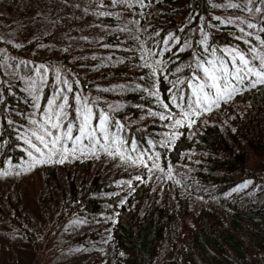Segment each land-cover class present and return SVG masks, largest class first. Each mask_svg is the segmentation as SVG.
<instances>
[{
  "label": "trees",
  "instance_id": "trees-1",
  "mask_svg": "<svg viewBox=\"0 0 264 264\" xmlns=\"http://www.w3.org/2000/svg\"><path fill=\"white\" fill-rule=\"evenodd\" d=\"M16 1L31 11L0 25V169H29L31 159L18 137L20 129L25 120L46 111L47 103L57 101L59 106L51 114L53 131L47 129L53 139L64 140L69 129L72 139H78L84 135L82 130L102 127L114 149L129 147L141 161L152 154V159L167 167L190 154V179L205 188L215 187L217 194L241 186L230 192L236 199L226 201L225 209L206 204L193 207L190 195L177 186L172 201L166 191L159 198L160 186L149 180L145 164L109 173L89 157L43 162L38 168L44 190L55 201L52 226L80 214L91 221L103 218L115 247L122 252L116 264L264 262V198L251 202L246 191L254 184H239L249 178L264 182V84L255 82L240 90L243 105L239 110L220 101L218 109L225 111L221 123L194 116L185 102L188 68H193L194 59L209 63L216 55L212 48L234 43L242 47V37L237 35L241 26L225 19L222 12L229 13L232 6L246 0H92L99 16L90 28L86 23L61 27L63 18L71 15L67 8L62 10L65 6L76 10L77 3L90 5L89 0H52L65 6L46 0ZM260 19L258 35L264 41V19ZM99 23L103 27L98 28ZM37 49L49 53L47 58L38 56ZM38 60L61 67L56 76L41 78V95L35 98L34 91L28 92L25 78H36L32 74L25 78L18 74L13 85L8 82L6 86L8 65H30ZM92 63L97 67L91 77L101 78L96 85L87 80L89 75L78 74V66ZM178 77H182L183 99ZM59 107H67L61 122ZM85 115L89 116L87 128ZM171 119L177 128L174 138L167 135L164 125ZM247 149L262 164L260 171L249 168ZM15 196L22 203L19 191ZM20 208L0 201V214L6 213L11 231L26 234L28 230L17 219ZM96 230L84 231L74 239L84 242ZM170 232L172 256L155 263Z\"/></svg>",
  "mask_w": 264,
  "mask_h": 264
},
{
  "label": "rangeland",
  "instance_id": "rangeland-1",
  "mask_svg": "<svg viewBox=\"0 0 264 264\" xmlns=\"http://www.w3.org/2000/svg\"><path fill=\"white\" fill-rule=\"evenodd\" d=\"M46 1L53 5L59 4L52 0ZM68 1L70 2L71 0ZM89 1L90 5L87 2L85 6L84 4L77 3L76 10L70 4L67 6L59 4L65 6L62 10L67 8V11L71 14L63 18L64 23L61 27L73 23H78V26L81 27L86 23L89 24L90 28L93 22L96 21L95 16H99L96 14L99 13L96 3L92 0ZM245 3L232 6L229 10L230 14L226 10L225 14L222 12V16L225 19L234 20L237 25L241 26V29L239 28L240 32H237V35L239 38L242 37V47H238V44L234 43L232 47L212 48L216 55L210 60V63H198L194 59L193 68H188L190 73L186 78V80L188 79V92L185 102L194 116L201 115L207 121L216 120L221 123L225 121V111L218 109L220 101L230 103L234 110L242 108L243 100L240 97V90L247 85L257 82V78L252 73L247 72L245 65L240 62L237 53L243 55L248 60V68H251L253 72L264 71V41L258 35L260 31V18L264 19V0H246ZM37 5L39 6L38 3ZM257 8L260 11H256ZM30 11L29 6L25 7V5L18 4L16 0H0V25L7 18L14 15L18 16L20 13H29ZM121 11L119 10V12ZM145 19H148V16H145ZM128 20L125 22L128 23ZM249 24L255 25V27L250 28L248 27ZM97 27H103L102 23H99ZM44 49L49 51L46 46ZM36 54L45 57L49 53L43 54L37 49ZM53 59L58 60L57 57H53ZM189 64L188 62L187 66ZM183 66L185 67V65ZM96 67L93 63L88 65V67L78 66V74L83 76L89 75L87 80L92 81L93 85H96L101 83V78L95 80L91 77V73ZM205 68L208 69V72L204 71ZM242 69L244 71H241ZM59 71H61V67L58 64L47 62V60L33 61L30 65L12 63L5 69L4 80L6 86H8V82L10 85H13L12 80L13 78H17L18 74H21L24 78L25 74L36 76L34 79L25 78V82L30 86L28 88L29 94L34 91L35 93L32 95L37 98L38 94L41 95L42 79H45L43 77L49 74L56 76V73ZM238 73L239 76L237 75ZM213 76L215 79L211 78ZM240 77H243V79ZM178 78L177 87L180 88V98L183 99L184 87L182 85V77ZM217 84L224 92L223 97L216 95L217 88L215 85ZM22 85L24 86V84ZM229 92H231L230 98L228 96ZM205 96L209 97V101H205ZM210 101H215V103H210ZM58 106L59 102L57 101L47 103L46 111L37 112L34 120H25L22 129H20L18 137L22 145L27 147L26 153L31 159L28 161L30 162L29 169L18 170V167L15 169H0V201L7 200L11 205L21 207V214L17 219L19 223L24 225V230H28L26 234L21 232L20 234H16L10 229L8 219L4 216L6 213L0 214V264H116L122 255V252L115 247L110 230L105 227L103 218L91 221L80 214L79 216L65 217L60 221L57 220V226H52V223L55 221V212L52 211L55 201L50 200V193L46 194L44 190L40 169L38 168L40 163L43 162L55 163L61 160L69 162L75 157L81 159L89 157L97 160L96 164L101 165V169L104 172L109 170V173L117 169L122 170V168L132 167L136 164H145L149 180L160 186L159 198L166 191L167 197L172 201L174 187L177 186L180 191H185L190 195L193 207L199 204H206L225 209L227 208L226 201H235L236 199L230 192L241 189V186H233L230 189L228 188L227 191L217 194L214 191L216 190L215 187L205 188L198 181H192L190 179L192 175L189 173L192 163L190 154L180 156L179 160L175 163L163 167L152 159V154H148V159L145 158L146 162L141 161L139 157L133 156L129 147L123 145L118 149H114L115 146L108 141L105 129L103 130L102 127L99 129H94L92 126L87 128L86 134L83 135L85 140L83 137H80L72 139L74 142L71 143L67 142L69 139L66 134L63 137L64 140H59V143L55 146V154L51 155L50 158V153L53 151L51 142L57 139L43 134H47L48 128H50V131H53L51 128V114L54 113V110ZM66 109L67 107H59V122L63 119ZM7 111L10 112V110ZM72 120L73 122H77V118ZM84 123L85 121H83ZM164 125L166 126L167 135L174 138L177 131L175 120L171 119L170 122L164 123ZM96 132L97 135H95ZM33 133L44 136L49 147L45 148ZM62 135L64 134L60 136ZM26 141H31V144L39 147L44 154L41 155V153L36 152ZM46 149H49V153L46 152ZM65 149H67L66 158L65 152H62ZM74 149L75 151H73ZM246 159L250 169L256 172L261 170L262 164L250 149L246 150ZM37 160L40 163H37ZM234 177H239V175H235ZM259 180L260 178H256L255 180L249 178L240 180L239 182V184H244L245 186L247 184H254L251 189L246 191V198L251 202L255 200L260 201V199L264 198V182H258ZM12 182L15 185H12ZM16 190L20 192L22 203L16 200ZM241 201H246V199H242ZM92 229H97L94 237L87 238L84 242H78L74 239L76 235ZM30 230H34L36 235ZM36 239L37 241H35ZM171 239L172 233L170 232L162 242L161 251L155 259V263L160 258L172 256L173 246ZM45 240H47L46 245H44ZM36 242H38L35 244L37 247L33 244ZM260 262L264 264V262ZM252 263L256 264L254 261Z\"/></svg>",
  "mask_w": 264,
  "mask_h": 264
},
{
  "label": "snow or ice",
  "instance_id": "snow-or-ice-1",
  "mask_svg": "<svg viewBox=\"0 0 264 264\" xmlns=\"http://www.w3.org/2000/svg\"><path fill=\"white\" fill-rule=\"evenodd\" d=\"M256 11H260V9H256ZM248 27H255V25H252V24H249ZM264 30V29H262ZM238 55V58L240 60L241 63H243L245 65V69L247 70V72H250L252 73L253 75L256 76L257 78V82L260 83V84H264V71H256V72H253V70L251 68H248V60L245 59V57L243 55H240L239 53H237ZM210 63V62H209ZM205 72H208V69L205 68L204 69ZM241 71H244V69H242ZM239 76V73L237 74ZM212 79H215V77H211ZM241 79H243V77H240ZM235 79V77H234ZM215 87L217 88V92H216V95L217 96H220V97H223L224 96V92L220 89V86L217 84L215 85ZM201 89H202V86H201ZM70 90V89H69ZM228 96L230 98L231 96V92L228 93ZM205 101H209V97L205 96L204 97ZM210 103H215V101H210ZM166 107V106H165ZM89 113H90V109L87 110ZM163 118V117H162ZM107 119V117H105V120ZM88 120H89V116L88 115H85L84 116V121H85V128H87V123H88ZM177 123H179V121H177ZM52 127H59V124H53ZM68 136L67 138L68 139H72L70 133H71V129L68 130ZM83 134H86L84 132V130H82V135ZM34 136H36V138L41 142V144L44 145L45 148H48L49 145L48 143L45 141L44 139V136H41V135H38L37 133H33ZM47 135L51 136L52 133L51 132H47ZM26 143H29L30 147H33L35 149L36 152L38 153H41V155H43L44 153L42 152V150L39 148V147H36L35 145H32L31 144V141H26ZM52 148H53V151L52 153H50V158H51V155H54L55 154V146L59 143V139L57 140H53L52 142ZM75 151V149L73 150ZM66 155H67V149H65V158H66ZM59 162H63L62 160L59 161ZM37 163H40L39 160H37Z\"/></svg>",
  "mask_w": 264,
  "mask_h": 264
}]
</instances>
